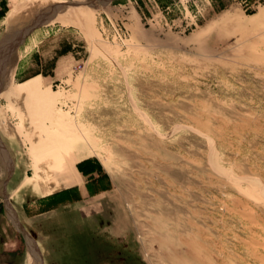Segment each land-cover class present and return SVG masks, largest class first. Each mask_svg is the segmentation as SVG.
<instances>
[{
	"label": "rangeland",
	"instance_id": "obj_1",
	"mask_svg": "<svg viewBox=\"0 0 264 264\" xmlns=\"http://www.w3.org/2000/svg\"><path fill=\"white\" fill-rule=\"evenodd\" d=\"M5 9L0 123L43 264H264V0ZM1 205L0 264H23Z\"/></svg>",
	"mask_w": 264,
	"mask_h": 264
},
{
	"label": "crops",
	"instance_id": "obj_2",
	"mask_svg": "<svg viewBox=\"0 0 264 264\" xmlns=\"http://www.w3.org/2000/svg\"><path fill=\"white\" fill-rule=\"evenodd\" d=\"M4 1L10 3L13 0L0 1V21L5 18L3 15H1V8L3 6L2 3ZM3 134L4 133L0 130V202L2 203L1 207L3 209L4 214L6 212H9L10 214L14 213L15 215L18 230L19 232H21V239L26 248V256L23 254L21 257L23 264H29L27 254L28 250L31 251L33 264H37V262H39V264H43L42 253L40 254L35 239L32 238L29 232H27V230L25 229V226L21 223L19 212L13 202V197L16 195L17 191L22 185H24L25 182L21 179V174L17 172L19 166L13 156L14 146L11 141L12 138L10 135V131L7 135ZM15 244H17V242L14 243V241H12L10 238H6L0 235V257L6 254L8 250L7 246ZM13 249L15 248L12 247L10 250ZM8 257H12L11 254H8ZM16 257V259L20 258L18 256Z\"/></svg>",
	"mask_w": 264,
	"mask_h": 264
},
{
	"label": "bare ground",
	"instance_id": "obj_3",
	"mask_svg": "<svg viewBox=\"0 0 264 264\" xmlns=\"http://www.w3.org/2000/svg\"><path fill=\"white\" fill-rule=\"evenodd\" d=\"M64 5H65V3H61V2L53 3L52 5H50V10H52L51 13L53 12V13H56V14L57 13L61 14L62 10L64 8H66V7H64ZM29 8H31L29 3H26L25 1H23V2L21 1V3H18L14 7V9H13L14 11L12 10L11 15H13V13H20V12H23V11L30 10ZM75 12H76V10H75ZM77 19H78V22L80 21L79 23L77 22L78 25L82 29H84L86 22H88L86 16L80 15V12H78ZM3 51H4V49H3ZM5 51H6V48H5ZM15 61H16L15 55H13V56L8 55L4 59L3 58H2V60L0 59V73L2 75V76L0 75V79L4 76V74L6 72L9 71V69H10L9 66H11V65L14 66ZM22 91H23V95H25V96H32V95L34 96L37 93H39L40 92L39 77L32 78V79L28 80L26 83H24ZM8 96H9V94H8ZM13 96L14 95H12V97ZM0 130L4 134H6V135L8 134L6 126L1 124V123H0ZM27 254H28V263L29 264H33V260H32V257H31V251L28 250Z\"/></svg>",
	"mask_w": 264,
	"mask_h": 264
},
{
	"label": "trees",
	"instance_id": "obj_4",
	"mask_svg": "<svg viewBox=\"0 0 264 264\" xmlns=\"http://www.w3.org/2000/svg\"><path fill=\"white\" fill-rule=\"evenodd\" d=\"M2 4H3V6L1 8V13L5 12V10H6L5 8H6V5L8 4V2L4 1Z\"/></svg>",
	"mask_w": 264,
	"mask_h": 264
},
{
	"label": "built area",
	"instance_id": "obj_5",
	"mask_svg": "<svg viewBox=\"0 0 264 264\" xmlns=\"http://www.w3.org/2000/svg\"><path fill=\"white\" fill-rule=\"evenodd\" d=\"M0 1H3V0H0Z\"/></svg>",
	"mask_w": 264,
	"mask_h": 264
}]
</instances>
